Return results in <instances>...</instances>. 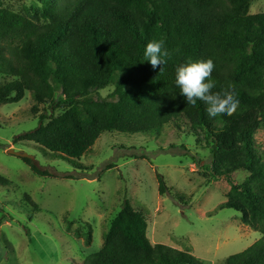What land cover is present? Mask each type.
Instances as JSON below:
<instances>
[{
    "label": "trees",
    "instance_id": "1",
    "mask_svg": "<svg viewBox=\"0 0 264 264\" xmlns=\"http://www.w3.org/2000/svg\"><path fill=\"white\" fill-rule=\"evenodd\" d=\"M38 1L39 15L30 16L0 0V73L13 77L0 85V104L31 90L52 110L14 140L80 159L104 131L143 134L185 118L211 143L207 170L230 179L221 208L240 213L243 224L261 233L223 264H264V158L254 145V131L264 123V12L249 13L253 0ZM151 41H163L169 53L161 70L143 61ZM208 59L215 65L211 91L234 93L239 101L231 115L209 117L204 102L187 103L175 85L176 66ZM108 86L112 92L102 96ZM23 158L39 176L74 178ZM238 171L247 175L241 183L231 180ZM156 177L163 195L169 188ZM0 182L9 183L3 176ZM146 229L144 212L124 198L101 248L81 264H203L188 251L152 243Z\"/></svg>",
    "mask_w": 264,
    "mask_h": 264
},
{
    "label": "rangeland",
    "instance_id": "2",
    "mask_svg": "<svg viewBox=\"0 0 264 264\" xmlns=\"http://www.w3.org/2000/svg\"><path fill=\"white\" fill-rule=\"evenodd\" d=\"M1 3L30 16L39 15L41 7L38 0ZM248 11L264 12V0L251 1ZM11 79L0 73V85ZM112 90L108 86L99 93ZM43 111L52 113L49 103H37L31 90L17 102L0 104V176L9 181L0 182V264H81L101 248L124 198L144 212L152 243L188 251L203 264H223L261 237L242 223L240 213L221 208L230 179L207 170L211 143L185 118L143 134L104 131L80 159L65 160L34 141L14 140L35 128ZM254 145L264 158V123L254 131ZM9 148L74 178L39 176ZM157 173L169 188L163 195ZM246 176L238 171L231 180L241 183Z\"/></svg>",
    "mask_w": 264,
    "mask_h": 264
},
{
    "label": "clouds",
    "instance_id": "3",
    "mask_svg": "<svg viewBox=\"0 0 264 264\" xmlns=\"http://www.w3.org/2000/svg\"><path fill=\"white\" fill-rule=\"evenodd\" d=\"M168 51L163 41L148 42L143 50V61L150 63L153 69L167 63ZM214 63L208 60H188L175 68V85L187 103L195 104L198 100L207 105V114L211 118L231 115L237 109L239 101L234 93H213L214 82L210 79Z\"/></svg>",
    "mask_w": 264,
    "mask_h": 264
},
{
    "label": "water",
    "instance_id": "4",
    "mask_svg": "<svg viewBox=\"0 0 264 264\" xmlns=\"http://www.w3.org/2000/svg\"><path fill=\"white\" fill-rule=\"evenodd\" d=\"M7 152L10 153V154H15V155L21 156V157H28V156L32 157V156H30V155H28V154H26V153H24L22 151H15L12 148L7 149Z\"/></svg>",
    "mask_w": 264,
    "mask_h": 264
}]
</instances>
